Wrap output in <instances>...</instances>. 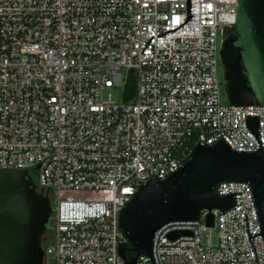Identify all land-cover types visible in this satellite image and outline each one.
I'll use <instances>...</instances> for the list:
<instances>
[{"label":"built area","instance_id":"2783aa9c","mask_svg":"<svg viewBox=\"0 0 264 264\" xmlns=\"http://www.w3.org/2000/svg\"><path fill=\"white\" fill-rule=\"evenodd\" d=\"M237 9L236 0H0V170L38 167L36 192L53 217L41 264H124L119 214L138 187L165 180L198 143L221 137L257 151L245 116H259L264 151V107L230 106L220 91L219 38ZM71 191L89 196L62 195ZM214 192L241 195L210 212L213 227L201 210L158 229L155 264H256L249 185ZM178 231L190 235L171 240ZM251 243L264 264L262 237Z\"/></svg>","mask_w":264,"mask_h":264},{"label":"water","instance_id":"95a60500","mask_svg":"<svg viewBox=\"0 0 264 264\" xmlns=\"http://www.w3.org/2000/svg\"><path fill=\"white\" fill-rule=\"evenodd\" d=\"M236 22L224 27L220 36L218 60L222 72L223 92L230 106L264 107V0H236ZM129 86L123 93L128 100L133 93L132 71ZM245 127L256 139L255 152L233 151L223 138L213 146L198 143L192 152L165 180L147 178L119 214L118 227L125 242L118 254L124 264H138L146 256L151 264L155 232L172 222H193L201 210L209 211L206 226L213 227L212 210L220 215L233 209L235 195H217L220 183L249 185L260 233L264 244V151L259 138V116H245ZM33 171L0 170V264H41V247L52 207L47 197L37 194ZM190 235L178 231L171 240ZM130 250L133 257L126 259Z\"/></svg>","mask_w":264,"mask_h":264},{"label":"rangeland","instance_id":"374dc122","mask_svg":"<svg viewBox=\"0 0 264 264\" xmlns=\"http://www.w3.org/2000/svg\"><path fill=\"white\" fill-rule=\"evenodd\" d=\"M219 42H220V38H219ZM218 78L221 82L220 84V91H221V94H222V99H223V102L224 103H228L227 102V99H226V96L224 95V92H223V85H222V72H221V68H220V64H218ZM111 95L114 99H119L120 98V93L118 90H113L111 91ZM33 179L35 182H37V176L36 174L33 175ZM63 196H70L72 198H81V197H85V196H89V194H86V193H81V192H74V191H71V192H65L62 194ZM90 195H94V194H90ZM51 227L50 226H47L46 228V231L44 233V240H42V243H41V247L44 248L45 245L47 244V242L49 241L50 239V234H51ZM216 241V238L215 236L212 237V242L215 243Z\"/></svg>","mask_w":264,"mask_h":264},{"label":"trees","instance_id":"16d2710c","mask_svg":"<svg viewBox=\"0 0 264 264\" xmlns=\"http://www.w3.org/2000/svg\"><path fill=\"white\" fill-rule=\"evenodd\" d=\"M129 86V85H128ZM125 257L126 259H130L131 257H133V254L131 253L130 250H128L126 253H125Z\"/></svg>","mask_w":264,"mask_h":264},{"label":"flooded vegetation","instance_id":"af4514ba","mask_svg":"<svg viewBox=\"0 0 264 264\" xmlns=\"http://www.w3.org/2000/svg\"><path fill=\"white\" fill-rule=\"evenodd\" d=\"M35 182V181H34ZM36 183V182H35ZM52 220H53V217H52V214H51V218H50V221H49V224L48 226H50L52 228Z\"/></svg>","mask_w":264,"mask_h":264}]
</instances>
